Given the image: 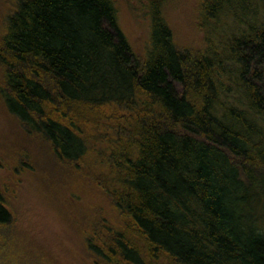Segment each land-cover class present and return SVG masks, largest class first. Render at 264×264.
Listing matches in <instances>:
<instances>
[{"label": "trees", "instance_id": "trees-1", "mask_svg": "<svg viewBox=\"0 0 264 264\" xmlns=\"http://www.w3.org/2000/svg\"><path fill=\"white\" fill-rule=\"evenodd\" d=\"M149 1L138 56L115 0H18L0 98L110 198L116 227L101 215L87 239L95 264H264V0H199L189 48Z\"/></svg>", "mask_w": 264, "mask_h": 264}, {"label": "rangeland", "instance_id": "rangeland-1", "mask_svg": "<svg viewBox=\"0 0 264 264\" xmlns=\"http://www.w3.org/2000/svg\"><path fill=\"white\" fill-rule=\"evenodd\" d=\"M17 1L0 0V39ZM115 2L122 30L134 52L143 56L151 37L150 1ZM162 4L177 44L199 46V0ZM175 87L180 90L179 84ZM53 155L42 140L28 136L0 98V193L12 214L11 223L0 226V264H95L87 239L97 231L101 215L116 227L110 198Z\"/></svg>", "mask_w": 264, "mask_h": 264}]
</instances>
